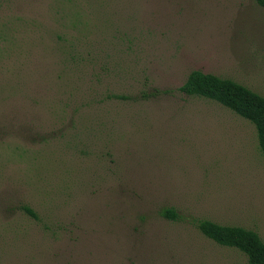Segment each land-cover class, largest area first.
<instances>
[{
    "label": "rangeland",
    "instance_id": "1",
    "mask_svg": "<svg viewBox=\"0 0 264 264\" xmlns=\"http://www.w3.org/2000/svg\"><path fill=\"white\" fill-rule=\"evenodd\" d=\"M192 70L264 96V7L0 0V264H246L197 224L264 242V154Z\"/></svg>",
    "mask_w": 264,
    "mask_h": 264
},
{
    "label": "trees",
    "instance_id": "2",
    "mask_svg": "<svg viewBox=\"0 0 264 264\" xmlns=\"http://www.w3.org/2000/svg\"><path fill=\"white\" fill-rule=\"evenodd\" d=\"M264 7V0H255ZM178 91L213 100L238 116L251 122L256 130L260 151L264 154V96L230 79L200 70H192L178 87ZM24 211L35 217L29 207ZM165 217L176 219L171 209L161 212ZM200 232L219 245L234 247L246 255V264H264V242L253 230L241 226L223 225L204 219L197 224Z\"/></svg>",
    "mask_w": 264,
    "mask_h": 264
}]
</instances>
